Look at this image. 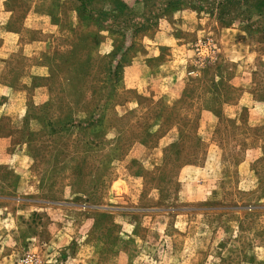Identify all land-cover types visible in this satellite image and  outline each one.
<instances>
[{"label":"rangeland","instance_id":"obj_1","mask_svg":"<svg viewBox=\"0 0 264 264\" xmlns=\"http://www.w3.org/2000/svg\"><path fill=\"white\" fill-rule=\"evenodd\" d=\"M251 2L0 0V264H264Z\"/></svg>","mask_w":264,"mask_h":264},{"label":"trees","instance_id":"obj_2","mask_svg":"<svg viewBox=\"0 0 264 264\" xmlns=\"http://www.w3.org/2000/svg\"><path fill=\"white\" fill-rule=\"evenodd\" d=\"M244 1V0H243ZM249 4V2H247ZM253 6L255 9L260 10V16H262V18H264V0H252L251 5ZM263 20L260 21V23H262L263 25H261L262 29L264 30V22H262Z\"/></svg>","mask_w":264,"mask_h":264},{"label":"water","instance_id":"obj_3","mask_svg":"<svg viewBox=\"0 0 264 264\" xmlns=\"http://www.w3.org/2000/svg\"><path fill=\"white\" fill-rule=\"evenodd\" d=\"M177 209H179V208H172V210H177Z\"/></svg>","mask_w":264,"mask_h":264},{"label":"built area","instance_id":"obj_4","mask_svg":"<svg viewBox=\"0 0 264 264\" xmlns=\"http://www.w3.org/2000/svg\"><path fill=\"white\" fill-rule=\"evenodd\" d=\"M26 261H30L29 259H27Z\"/></svg>","mask_w":264,"mask_h":264}]
</instances>
